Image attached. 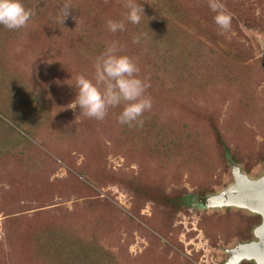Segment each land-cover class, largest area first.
Segmentation results:
<instances>
[{"label":"rangeland","instance_id":"374dc122","mask_svg":"<svg viewBox=\"0 0 264 264\" xmlns=\"http://www.w3.org/2000/svg\"><path fill=\"white\" fill-rule=\"evenodd\" d=\"M21 2L29 26H0V264H225L254 240L258 215L198 199L231 165L264 174V0H220L223 33L207 0H136L139 24L126 0ZM112 42L150 84L142 127L67 108Z\"/></svg>","mask_w":264,"mask_h":264},{"label":"clouds","instance_id":"9594fccd","mask_svg":"<svg viewBox=\"0 0 264 264\" xmlns=\"http://www.w3.org/2000/svg\"><path fill=\"white\" fill-rule=\"evenodd\" d=\"M207 5L215 14L213 19L221 33L228 31L231 28L232 14L227 11L226 6L220 0H207ZM124 8L127 9L125 20L132 24H139L142 17L145 18L144 9L136 0H126ZM70 10V3L61 6L56 22L63 25L70 16ZM34 16L35 11L26 8L21 0H0V26L7 30L26 29ZM105 26L111 33L125 30L124 21L108 19ZM121 51L116 42L110 43L97 56L92 79L82 74L76 76V96L67 105L72 110L79 108L80 115L76 119L85 117L103 121L109 109L122 106L117 117L120 125L129 128L143 126L144 113L150 112L153 106L151 97L146 95L150 84L139 77L140 69L136 62L127 55L119 54Z\"/></svg>","mask_w":264,"mask_h":264},{"label":"water","instance_id":"95a60500","mask_svg":"<svg viewBox=\"0 0 264 264\" xmlns=\"http://www.w3.org/2000/svg\"><path fill=\"white\" fill-rule=\"evenodd\" d=\"M231 175L233 182L230 186L215 195L198 199V203L205 208H237L258 215L260 223L252 231L254 240L227 250L225 264L242 261L264 264V174L249 180L231 165Z\"/></svg>","mask_w":264,"mask_h":264}]
</instances>
